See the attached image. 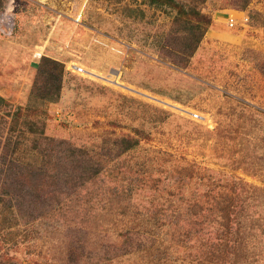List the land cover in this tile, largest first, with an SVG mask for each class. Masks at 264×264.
Wrapping results in <instances>:
<instances>
[{"label":"rangeland","instance_id":"obj_1","mask_svg":"<svg viewBox=\"0 0 264 264\" xmlns=\"http://www.w3.org/2000/svg\"><path fill=\"white\" fill-rule=\"evenodd\" d=\"M244 1L176 0L212 20L195 52L184 55L193 34L172 6L0 0V96L20 111L12 125L0 120V127H17L25 145L49 144L58 157L67 148H84L101 169L81 182L73 199L38 220L20 216L14 200L0 195L4 248L21 260L66 264L79 231L87 233V253H102L124 229L144 230L148 223L153 235L173 211L168 194L184 192L182 185L195 180L193 170L195 182L212 172L259 188L263 212L264 0ZM9 18L10 34L3 28ZM44 58L63 65L55 100L49 97L56 79L34 89ZM27 108L46 115L23 120ZM135 130L148 136L139 138ZM127 137L140 144L122 153ZM155 237L160 241L163 233ZM201 250V244L153 249L105 264H264L259 251L235 259Z\"/></svg>","mask_w":264,"mask_h":264},{"label":"trees","instance_id":"obj_2","mask_svg":"<svg viewBox=\"0 0 264 264\" xmlns=\"http://www.w3.org/2000/svg\"><path fill=\"white\" fill-rule=\"evenodd\" d=\"M148 1L156 5L172 6L177 11V20L193 34L186 39V42L192 39V49L182 53L185 55L188 51V54H193L212 24L211 17L199 9L189 10L176 0ZM251 1L245 0V6ZM201 2L205 3L206 0ZM62 76L63 65L44 58L39 66L35 91L49 88L45 79L54 78L57 85L49 98L55 100L60 95ZM19 113L0 96L2 122L10 120L12 125V117ZM45 115L44 110L27 108L22 119L43 118ZM16 129L17 127H0V195L14 200L20 216L34 220L42 218L53 212L56 205L73 199L81 190V182L85 184L91 175L97 177L101 173L99 162L84 148H67L68 154L62 155L59 152L61 156L58 157L54 149L49 148V144L46 147H28L18 138L22 135L17 137ZM135 132L139 138L148 136L140 130ZM36 140L54 142L48 138ZM65 144L67 143L63 141L58 142L61 146ZM139 144L140 139L137 137L122 139V153L136 149ZM28 156L34 157V160H27ZM195 173L193 170L192 177L196 180ZM208 173L212 175L207 179L200 177L198 182L194 180L190 184H183L184 192L168 194L173 211L171 216L165 217L164 224L158 227L159 231L155 234L150 233L154 232L155 227L148 229V223L144 230L141 227L124 229L118 235L119 241L107 245L102 253H87V233L85 230L79 231L76 239L71 242L66 264L112 263L125 255L153 249L165 252L171 247H187L192 244H201L200 252L217 257L229 255L226 257L247 259L257 251L260 255L263 254L264 210L259 211L262 195L257 194L260 189L234 177ZM192 185L194 190L188 189ZM161 233L163 238L159 241L155 236ZM0 264L54 263L48 258L21 260L0 243Z\"/></svg>","mask_w":264,"mask_h":264},{"label":"built area","instance_id":"obj_3","mask_svg":"<svg viewBox=\"0 0 264 264\" xmlns=\"http://www.w3.org/2000/svg\"><path fill=\"white\" fill-rule=\"evenodd\" d=\"M247 21H248V19L246 18L245 22H247ZM235 24H236V20L234 18H230L229 19V25L231 27H233V26H235ZM3 28H4L5 32H8L9 34L12 33V31L14 29V22L12 21V18H9L5 21ZM79 72H82V70H79Z\"/></svg>","mask_w":264,"mask_h":264},{"label":"bare ground","instance_id":"obj_4","mask_svg":"<svg viewBox=\"0 0 264 264\" xmlns=\"http://www.w3.org/2000/svg\"><path fill=\"white\" fill-rule=\"evenodd\" d=\"M107 41V40H106Z\"/></svg>","mask_w":264,"mask_h":264}]
</instances>
